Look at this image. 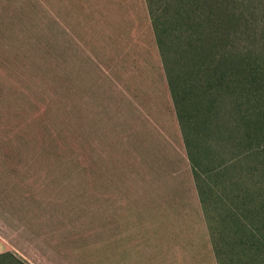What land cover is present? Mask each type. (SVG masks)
Segmentation results:
<instances>
[{
    "label": "rangeland",
    "instance_id": "1",
    "mask_svg": "<svg viewBox=\"0 0 264 264\" xmlns=\"http://www.w3.org/2000/svg\"><path fill=\"white\" fill-rule=\"evenodd\" d=\"M0 234L25 264H216L144 0H0Z\"/></svg>",
    "mask_w": 264,
    "mask_h": 264
},
{
    "label": "trees",
    "instance_id": "2",
    "mask_svg": "<svg viewBox=\"0 0 264 264\" xmlns=\"http://www.w3.org/2000/svg\"><path fill=\"white\" fill-rule=\"evenodd\" d=\"M144 1L215 262L264 264V0Z\"/></svg>",
    "mask_w": 264,
    "mask_h": 264
},
{
    "label": "crops",
    "instance_id": "3",
    "mask_svg": "<svg viewBox=\"0 0 264 264\" xmlns=\"http://www.w3.org/2000/svg\"><path fill=\"white\" fill-rule=\"evenodd\" d=\"M10 251H11L10 243L0 234V254Z\"/></svg>",
    "mask_w": 264,
    "mask_h": 264
}]
</instances>
